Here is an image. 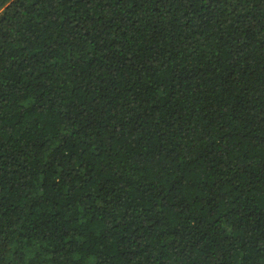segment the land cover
<instances>
[{"label":"trees","instance_id":"1","mask_svg":"<svg viewBox=\"0 0 264 264\" xmlns=\"http://www.w3.org/2000/svg\"><path fill=\"white\" fill-rule=\"evenodd\" d=\"M0 264H264V0H0Z\"/></svg>","mask_w":264,"mask_h":264}]
</instances>
